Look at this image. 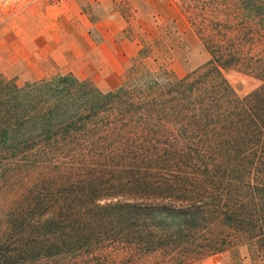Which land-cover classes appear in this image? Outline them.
I'll return each instance as SVG.
<instances>
[{
    "label": "trees",
    "instance_id": "obj_1",
    "mask_svg": "<svg viewBox=\"0 0 264 264\" xmlns=\"http://www.w3.org/2000/svg\"><path fill=\"white\" fill-rule=\"evenodd\" d=\"M208 59L119 85L0 76V264H199L264 256V0H176ZM158 53V52H157ZM224 68L259 85L236 95Z\"/></svg>",
    "mask_w": 264,
    "mask_h": 264
},
{
    "label": "rangeland",
    "instance_id": "obj_2",
    "mask_svg": "<svg viewBox=\"0 0 264 264\" xmlns=\"http://www.w3.org/2000/svg\"><path fill=\"white\" fill-rule=\"evenodd\" d=\"M81 4L84 5L80 9L89 15L90 19L100 16L117 18L121 22L125 36L136 41L137 49L141 42H148L153 49H160L161 51H157L158 53L155 51L152 58L145 61L150 68L161 65L175 76L181 77L198 68L208 59V54L180 14L176 0H85ZM43 5L55 8L61 6ZM14 38L16 36L13 31L0 33L2 78L14 79L18 84H23L37 80L45 71L47 74L43 75L44 77L54 73H64L54 62L61 60V57L19 56ZM135 57L136 54L133 59ZM221 73L238 96L249 93L259 85L256 78L238 68H224ZM82 261L83 263L87 261L89 264L94 262L89 257L81 258ZM199 264H264V256L262 260L253 262L245 246H237L220 254L211 255Z\"/></svg>",
    "mask_w": 264,
    "mask_h": 264
},
{
    "label": "crops",
    "instance_id": "obj_3",
    "mask_svg": "<svg viewBox=\"0 0 264 264\" xmlns=\"http://www.w3.org/2000/svg\"><path fill=\"white\" fill-rule=\"evenodd\" d=\"M85 0H68L58 8L34 4L0 24V33L13 31L19 56L61 57L54 60L63 72L87 80L101 91L115 89L137 52L112 16L90 19L80 7ZM47 74L45 71L38 79ZM44 75V76H43Z\"/></svg>",
    "mask_w": 264,
    "mask_h": 264
},
{
    "label": "built area",
    "instance_id": "obj_4",
    "mask_svg": "<svg viewBox=\"0 0 264 264\" xmlns=\"http://www.w3.org/2000/svg\"><path fill=\"white\" fill-rule=\"evenodd\" d=\"M68 0H0V24L15 17L28 6L47 4L59 6Z\"/></svg>",
    "mask_w": 264,
    "mask_h": 264
}]
</instances>
